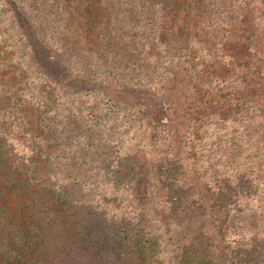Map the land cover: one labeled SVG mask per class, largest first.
<instances>
[{
	"label": "trees",
	"instance_id": "1",
	"mask_svg": "<svg viewBox=\"0 0 264 264\" xmlns=\"http://www.w3.org/2000/svg\"><path fill=\"white\" fill-rule=\"evenodd\" d=\"M263 120L264 0H0V264H264Z\"/></svg>",
	"mask_w": 264,
	"mask_h": 264
},
{
	"label": "rangeland",
	"instance_id": "2",
	"mask_svg": "<svg viewBox=\"0 0 264 264\" xmlns=\"http://www.w3.org/2000/svg\"><path fill=\"white\" fill-rule=\"evenodd\" d=\"M234 123H236V124H235L234 128L232 129V132H231L232 134L230 136V142L232 143V147H233V144H235L237 142V139H238V137L236 135H234V133H236L234 130L238 127V124H237V122H234ZM246 130H249V131H246ZM246 130L244 131V133H245L244 137L246 139H248L249 141L257 142L258 144L261 143L262 141H264V120L261 124H260V121H255L252 124H249V128H247ZM244 137H242L243 141H245ZM23 142L25 143V141H23ZM237 143L239 144L241 142L238 141ZM235 150L240 151V150H244V149L241 147H238V148H235ZM251 202L263 203V200H250L249 203H251ZM256 214H258V213L255 212V215ZM256 225L259 226L260 223H257Z\"/></svg>",
	"mask_w": 264,
	"mask_h": 264
}]
</instances>
